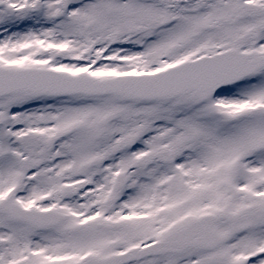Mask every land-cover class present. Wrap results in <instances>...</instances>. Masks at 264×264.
Instances as JSON below:
<instances>
[{"label": "snow or ice", "instance_id": "6c2138e0", "mask_svg": "<svg viewBox=\"0 0 264 264\" xmlns=\"http://www.w3.org/2000/svg\"><path fill=\"white\" fill-rule=\"evenodd\" d=\"M0 264H264V0H0Z\"/></svg>", "mask_w": 264, "mask_h": 264}]
</instances>
